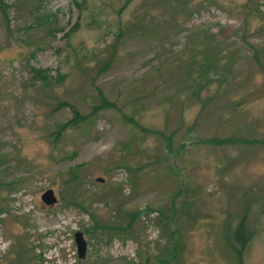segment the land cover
<instances>
[{
    "label": "rangeland",
    "instance_id": "rangeland-1",
    "mask_svg": "<svg viewBox=\"0 0 264 264\" xmlns=\"http://www.w3.org/2000/svg\"><path fill=\"white\" fill-rule=\"evenodd\" d=\"M1 1L0 264H264V0Z\"/></svg>",
    "mask_w": 264,
    "mask_h": 264
},
{
    "label": "trees",
    "instance_id": "trees-1",
    "mask_svg": "<svg viewBox=\"0 0 264 264\" xmlns=\"http://www.w3.org/2000/svg\"><path fill=\"white\" fill-rule=\"evenodd\" d=\"M7 7V4L2 2L0 0V12L1 14H4L5 9ZM37 73V72H36ZM42 79V78H40ZM204 88V85H200V87H197L196 92L192 91V95L195 94L196 96L198 95V93ZM201 89V90H200ZM195 92V93H194ZM103 109L105 108H109L110 104L105 103V101H102L101 105H100ZM71 110V117L70 119L63 123L59 129L61 128H71V127H75L77 125H80L83 123V121L85 120L83 118V116H81L76 109H74L73 107H70ZM231 234L234 238V243L236 245L235 248V252H236V259L239 262L240 258H239V254L241 253V250L244 248L245 242L249 239L250 237V233H248L246 231V228L243 224V219H241L240 221H238V223L235 225L234 229L231 230ZM158 264H171L170 261L168 260H162L159 261Z\"/></svg>",
    "mask_w": 264,
    "mask_h": 264
},
{
    "label": "water",
    "instance_id": "water-1",
    "mask_svg": "<svg viewBox=\"0 0 264 264\" xmlns=\"http://www.w3.org/2000/svg\"><path fill=\"white\" fill-rule=\"evenodd\" d=\"M97 181L101 182V179H97ZM40 200L45 206H48V207L53 206L56 203V198L51 189L45 190L41 194ZM73 241L76 247L77 258L82 259L84 256V252H85V243L82 239L80 232L76 231L73 234Z\"/></svg>",
    "mask_w": 264,
    "mask_h": 264
}]
</instances>
